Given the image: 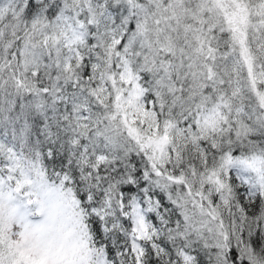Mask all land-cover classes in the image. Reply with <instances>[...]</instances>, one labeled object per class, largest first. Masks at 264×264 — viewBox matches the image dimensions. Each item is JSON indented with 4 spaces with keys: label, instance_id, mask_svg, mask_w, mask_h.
<instances>
[{
    "label": "snow or ice",
    "instance_id": "6c2138e0",
    "mask_svg": "<svg viewBox=\"0 0 264 264\" xmlns=\"http://www.w3.org/2000/svg\"><path fill=\"white\" fill-rule=\"evenodd\" d=\"M0 264H264V0H0Z\"/></svg>",
    "mask_w": 264,
    "mask_h": 264
}]
</instances>
